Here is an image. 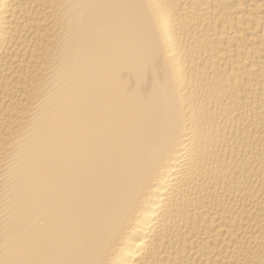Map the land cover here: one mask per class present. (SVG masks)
<instances>
[{"label": "bare ground", "instance_id": "obj_1", "mask_svg": "<svg viewBox=\"0 0 264 264\" xmlns=\"http://www.w3.org/2000/svg\"><path fill=\"white\" fill-rule=\"evenodd\" d=\"M0 264H264V0H0Z\"/></svg>", "mask_w": 264, "mask_h": 264}]
</instances>
